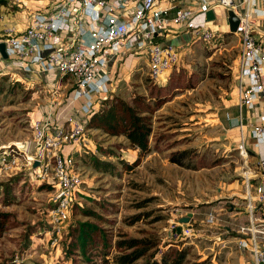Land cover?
<instances>
[{"label":"rangeland","instance_id":"374dc122","mask_svg":"<svg viewBox=\"0 0 264 264\" xmlns=\"http://www.w3.org/2000/svg\"><path fill=\"white\" fill-rule=\"evenodd\" d=\"M47 2L2 0L0 16L23 28L32 13L50 7ZM219 23L208 43L189 36L187 41L180 39L179 64L159 83L150 79L142 53L110 61L109 98L130 101L133 94L147 95L150 87H161L172 97L153 113L151 150L131 169L117 159L136 160V151L123 137L87 130L86 145L78 151L82 155L76 158L72 151L81 184L66 220L51 222L55 187L47 179L30 175L26 166L0 171V182L12 189L9 199L0 193V215H7L0 264H117L115 242L127 237L156 239L161 243L159 251L166 242L181 241L191 247L192 256L208 264H251L250 253L236 246L234 230L243 221L245 180L256 175L258 158L243 157L238 151L240 41L225 23ZM12 84L15 94L0 107V146L16 149L31 141L33 119L56 125L69 113L74 83L66 75L35 71L27 79L13 77L6 82L8 88ZM183 150L190 152L197 169L169 162L173 153ZM92 155L112 163L114 170L95 169ZM256 181H251L253 191ZM209 211L218 218L211 226L204 222ZM187 216L189 221H179ZM83 222L101 230V236L93 233L85 254L75 245V231ZM172 226L180 231L176 239L169 236ZM142 263L140 259L133 264Z\"/></svg>","mask_w":264,"mask_h":264},{"label":"built area","instance_id":"2783aa9c","mask_svg":"<svg viewBox=\"0 0 264 264\" xmlns=\"http://www.w3.org/2000/svg\"><path fill=\"white\" fill-rule=\"evenodd\" d=\"M187 1L48 0L50 7L32 13L23 29L5 27L0 35L7 54L6 59L0 54V60L5 65L29 74L66 75L75 87L68 101L69 113L56 125L33 119L30 142L16 149L0 146V171L26 166L30 175L47 179L55 187L51 222L66 220L81 184L72 151L86 145V118L108 95L110 61L124 53L146 52L148 75L159 83L179 64L181 56L178 46L167 37L187 34L208 43L221 26L216 10H232L239 17L233 32L240 41L238 151L243 157L253 152L258 158L256 175L245 180V210L238 212H243V221L234 230V242L250 253L251 264H264V35L257 37L253 32V17L264 18V0ZM210 9L214 20L206 17ZM225 25L228 27V22ZM245 110L252 114L248 132ZM247 137L253 140L251 146ZM31 147L33 153H29ZM253 178L257 179L255 191ZM217 220L213 211L204 218L209 226ZM230 230L227 227L225 232ZM179 234V229L169 228L171 238Z\"/></svg>","mask_w":264,"mask_h":264},{"label":"trees","instance_id":"16d2710c","mask_svg":"<svg viewBox=\"0 0 264 264\" xmlns=\"http://www.w3.org/2000/svg\"><path fill=\"white\" fill-rule=\"evenodd\" d=\"M1 4L2 0H0ZM27 74L29 75V73ZM10 78L13 77L7 74L0 75V107L4 105V100L15 94L11 90L15 87V84L9 86L10 88L6 86V82ZM162 90L161 87L158 89L150 87L147 95L133 94L130 101L120 97L109 98L108 93L107 97L101 100L97 108L86 118L85 126L87 130L94 129L107 136L123 137L129 148L136 151V160L132 163L117 158L118 162L127 169L134 167L136 162L151 150L149 137L152 133V115L172 97V94L162 93ZM74 152L75 157L82 155L78 151ZM91 160L97 170H114L112 163L101 161L94 155H92ZM169 162L184 168L197 169V165H193L190 158V152L186 150L173 153L169 158ZM0 193L5 194L8 199L11 198V186L8 183L0 182ZM6 216V214L0 215V237L5 229L7 219H3V217ZM75 232V245L85 254L86 249L91 246L93 241V233L99 232L100 234L101 230H98V227L93 223L83 222L78 225ZM101 238L103 239V237ZM115 244L118 254L114 256V261L117 264H133L140 259H143L142 264H208L192 256L191 247L184 245L181 241L166 242L162 245L161 251H159L158 246L161 243L153 238L127 237L118 239ZM103 254L106 255V251Z\"/></svg>","mask_w":264,"mask_h":264},{"label":"crops","instance_id":"0c3cea01","mask_svg":"<svg viewBox=\"0 0 264 264\" xmlns=\"http://www.w3.org/2000/svg\"><path fill=\"white\" fill-rule=\"evenodd\" d=\"M185 1H187V0H185ZM187 2H189V0ZM216 16H217L219 22H223V23L226 24V22H227V11L219 8V9L216 10ZM7 20L8 19H3V20L0 21V29L3 30L5 27H11V26L14 27L16 30L23 29V28H19L18 29V27H15V25H13V23H10V21L8 22ZM253 22H254V24H253V32H254V34L257 37H260V36L264 35V18L254 16L253 17ZM211 24L213 25V23H211ZM176 36H178V35L168 36L167 37V41L177 45L176 43L179 42L180 39H184V41L188 40L187 39V34L180 35L178 37H176ZM173 37H175V38H173ZM129 53H132L133 56L136 53H142V54H144L146 56V52H129ZM124 54H127V53H124ZM120 56H118L117 58H119ZM117 58H115V59H117ZM146 59H147V56H146ZM112 61H113V59H112ZM2 74H7V75H10L11 77H15L16 79H23V80L27 79V77H29V75L27 73L23 72L21 69L14 68V67H9V66L5 65V63L3 61L0 60V75H2ZM111 76H112V74H111L110 69H109V77H110V79H111ZM238 79H239V68H238V71H237V80ZM109 82H110V80H109ZM244 116L246 118V126H247L246 130L248 132L250 130V122L252 121V114L245 110L244 111ZM247 142L251 146L252 143H253V140L250 139L249 137H247ZM253 155H255V154L253 153Z\"/></svg>","mask_w":264,"mask_h":264},{"label":"water","instance_id":"95a60500","mask_svg":"<svg viewBox=\"0 0 264 264\" xmlns=\"http://www.w3.org/2000/svg\"><path fill=\"white\" fill-rule=\"evenodd\" d=\"M206 17L208 20H214L215 19V13L213 10H208L206 12ZM227 22L229 27V32L233 33L236 30V27L239 23V17L232 11L229 10L227 12ZM0 54L3 59L7 58V54L5 52V43L0 42ZM37 161L34 163V165H37ZM189 220V216L181 218L180 222H187Z\"/></svg>","mask_w":264,"mask_h":264}]
</instances>
